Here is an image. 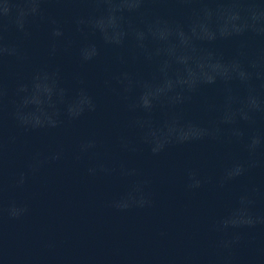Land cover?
<instances>
[{
	"label": "water",
	"instance_id": "95a60500",
	"mask_svg": "<svg viewBox=\"0 0 264 264\" xmlns=\"http://www.w3.org/2000/svg\"><path fill=\"white\" fill-rule=\"evenodd\" d=\"M0 264H264V0H0Z\"/></svg>",
	"mask_w": 264,
	"mask_h": 264
}]
</instances>
